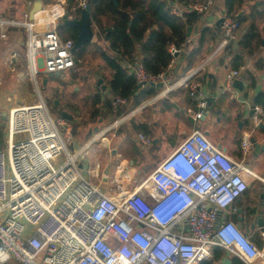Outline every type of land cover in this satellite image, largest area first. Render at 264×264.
I'll return each mask as SVG.
<instances>
[{"label":"built area","instance_id":"built-area-1","mask_svg":"<svg viewBox=\"0 0 264 264\" xmlns=\"http://www.w3.org/2000/svg\"><path fill=\"white\" fill-rule=\"evenodd\" d=\"M76 2L80 10L87 4L86 0ZM35 5L36 1L30 2L31 9L19 18L0 15L1 39L12 29L25 32L26 71L36 88L33 103L7 112V141L0 144V264H205L213 248L240 264L264 262V244L258 248L232 221L219 217L246 191L247 178L255 175L242 160L228 157L198 129L208 103L194 78L221 48L235 41L239 20L219 15L218 48L199 68L145 103L150 105L175 87H186L195 99V107L187 110L195 128L143 182L129 188L113 176V187L106 192L89 174L94 173L101 181H107V175L99 176L79 165L99 137L118 128L141 108L120 116L98 131L96 139L70 152L69 136L61 135L60 122L50 114L37 80L41 73H59L76 63L72 52L75 41L62 39L58 33L67 0ZM212 5L213 0L189 3L184 11L202 15ZM171 13L183 15L174 5ZM182 47L167 46L172 57L167 70L173 67ZM127 68L140 88L166 82L165 71L149 74L140 63ZM238 77V70L228 73L222 91L231 94ZM114 102L125 100L116 97ZM253 115L256 122L264 119L260 106H253ZM21 134L27 138L16 142L15 136ZM137 140L143 147L151 145L143 134ZM248 147L243 137V153ZM262 239L264 242V233Z\"/></svg>","mask_w":264,"mask_h":264},{"label":"crops","instance_id":"crops-1","mask_svg":"<svg viewBox=\"0 0 264 264\" xmlns=\"http://www.w3.org/2000/svg\"><path fill=\"white\" fill-rule=\"evenodd\" d=\"M34 1L36 0H8L6 10L0 12V15L4 17L19 18L22 13L31 9L29 3H33ZM40 1L48 3V0ZM165 1L170 7L174 5L182 9L184 14L186 12L184 10L187 4L202 2L204 0ZM263 1L264 0H256L254 1V5L258 7ZM76 3V0H67L66 11L70 10L68 11L69 19H75L74 8ZM254 5H252V7ZM250 9L247 11H241L242 9L239 10L241 11V16L240 18H236L241 19L247 17ZM239 11L237 13H239ZM221 14L227 15L223 0H213V5L207 13L202 15L198 14L199 17L196 23L193 27L188 29L187 41L184 44L185 46L183 45L182 51L174 60V65L171 68L173 72H179L180 76L177 80L185 78L192 71L199 68L200 65L211 55L213 45L220 42L219 26L216 24L218 22L217 18ZM103 18L104 17H102V19ZM257 21H261L260 28ZM63 23L64 22L62 21L60 25ZM263 24L264 19L256 20V25L259 29V36L260 32L264 35V32L262 31ZM60 25L58 27V33L61 37L59 30ZM93 26L95 25L93 24L92 28ZM247 28L248 23L242 22V26L237 32L235 41L230 43V47L227 49L228 52L224 56H214L204 66L203 70L196 75L194 83L199 86V91L206 99L212 98V111L208 112L206 115L204 114L198 123V127H202L203 134L207 138H213V145L220 151L233 160H242L245 166L257 176H250L247 178L248 187L246 191L234 201L231 207L221 211L219 217L220 219L232 221L245 236H247L258 248H261L264 244L262 239L263 232L255 222V214L260 209L262 201L261 197H263L264 201V153H261L258 156L256 155L250 143V138H254L257 143L263 142L264 128L260 129L256 128V126L258 124L264 126V119L256 122L255 119L252 118V127L249 128L246 127V121L250 108L252 106H259L255 104V98L257 95H264V66L260 69L257 67L258 61L261 60V58H263L261 63L264 65V56H256L254 58V51L249 53L247 50L241 49L239 42ZM204 29L206 30L201 39L200 34ZM25 36V32L22 29H12L7 33L5 39L0 38V54L10 61L9 64L5 63L3 69H0V80L3 79V75H14L17 77L16 80H18L20 75L23 74L28 77L24 60ZM263 38L264 36H260L261 47L257 50L264 51ZM101 40L104 48L100 49L97 47V53L102 67L108 69L110 72L107 82H104V75L102 76L101 71L102 67L100 68L99 65L97 66V69L89 68L83 76L81 74H78L77 76L78 70L76 69V66L79 62L78 57H75L76 63L74 67L69 69L72 74L66 76V78H63L59 82L53 83L49 88V82L45 76L46 74L41 73L40 76L43 77L41 84L44 92L45 90H47V92L49 91L44 98H48L47 96H51L52 92H55V95L51 96V99H54L55 101L53 105L57 107L55 108V111L60 108L58 103L61 102L57 101L54 97L56 94L62 92L64 95H68V99L71 100L75 92L71 87L77 83L75 81L87 80L84 83L80 82V84H86L90 89H93V93L89 96L90 108L87 107L89 110L88 118L85 120L86 122L81 124L74 133L70 132V127L63 126L65 128V135L69 136L67 139V148L70 152H75L88 141L96 139L99 133H92L87 138L89 129L99 127L100 131L109 123L113 122L112 120H108L107 116L105 119H99L96 122L90 118V111L93 109L92 103L95 97H99L100 99V103L96 108L102 113L107 112L106 109L103 108L104 102L107 100L112 101L113 109L111 114H116V112L120 111V116H122L136 108H141L133 117L123 122L118 128L108 132L104 137H99V139H97L90 147L88 154L83 158L82 163L79 165V167H84V170H87V168L91 169L92 164L98 165L99 167L97 169L94 166L93 171H95V173L97 172L99 176L100 174L107 175L108 180L101 181L99 177H95L94 173L89 174V176H92L91 179L98 182L100 187L105 189L106 192H109L113 187L110 184L113 176L117 178L119 183L129 188V184H131L132 181L136 183L143 182L159 162L173 151L184 137L195 128L191 119L187 115V110L195 107V99L190 97L188 88L175 87L164 97L155 100L150 103V105H145L147 101L155 98V96L160 94L169 84L173 83L171 79L166 78V82H164L162 88H149L148 86L140 88L137 92V96L141 97L142 95L144 97H142L143 100L139 105H134L136 98L130 100L122 98L125 100L124 103L114 102L115 98L113 95L107 93V91H110L109 83L112 77V71L100 57V53L103 50L107 52L111 51L109 50L108 43L102 38ZM184 55L189 56L186 58ZM235 55H238L242 62V66L238 70V79L241 80L243 89L239 91L233 88L232 93L227 94L222 91V82L224 77L234 70L232 69V59ZM23 67L25 70H23ZM55 75L58 76L59 73H56ZM90 77H92V80H90L91 82L87 79ZM98 80L102 81L101 84L97 83ZM102 86H105L106 89L102 90ZM66 88H68V90H66ZM30 102L31 100L25 101V103ZM74 110L76 111L75 108L73 111ZM147 110H150L151 116L145 114V111ZM60 111L67 114V118L62 119L67 123H72L76 120L75 115L68 112L66 109L59 110V115ZM70 116L71 119L69 118ZM162 118H164L166 122V129L159 128V121L162 120ZM1 122L2 121H0V123ZM173 132L174 135H172L171 140L165 145L159 154L151 153L149 156L147 155L143 157L142 155L135 154L130 147L127 146L128 134H136L137 136L143 134L151 140V145L155 146L160 143L166 135H170ZM243 137H246L249 142V147L246 153H243V150L241 149V140ZM136 141H138L137 138ZM0 144H2L1 140ZM83 173L87 175L86 171ZM121 173H123V176L119 177ZM262 211L261 218L264 222V202Z\"/></svg>","mask_w":264,"mask_h":264},{"label":"trees","instance_id":"trees-1","mask_svg":"<svg viewBox=\"0 0 264 264\" xmlns=\"http://www.w3.org/2000/svg\"><path fill=\"white\" fill-rule=\"evenodd\" d=\"M87 3L90 5L91 23L99 30L97 37L105 40L111 51L103 50L100 57L112 71L109 93L114 98L126 100L136 98L134 105H139L143 100L144 96H137L140 87L136 85L133 75L127 68L129 64L140 63L145 72L149 74L165 71L166 78L173 82L179 78L178 71L167 70L172 59L167 52V46L174 44L176 48H180L186 43L188 29L196 23L198 14L185 12L181 17H177L171 13V7L165 0H88ZM223 3L227 15L236 18L244 1L223 0ZM74 11L75 19H77L80 10L75 7ZM102 17H109L107 25L102 23ZM257 19H264V1L258 7L254 5L247 17L238 19L241 25L242 22L248 23V28L241 37L239 45L241 49L249 53L261 47L259 29L256 25ZM59 30L62 39L75 41L78 36V30L65 23L60 25ZM205 30L200 34L201 39ZM262 31L264 32V24ZM87 45L88 43L84 44L76 51L79 58ZM229 47L230 44L226 46L225 51ZM188 56L184 55L186 58ZM261 60L258 61L259 69L263 66ZM241 66L240 57L235 55L232 59V69L239 70ZM148 87L153 88L149 85ZM99 103V97H95L92 103L93 109L90 111V118L94 122L99 119L103 120L106 116L108 120L114 121L121 115L120 111L111 114L112 101L104 102L103 108L106 109V113L96 108ZM255 104L261 106L264 112V95H257ZM211 254V259L205 264H223L224 259L227 258L219 248H213ZM228 259L229 264H240L235 258L229 257Z\"/></svg>","mask_w":264,"mask_h":264},{"label":"rangeland","instance_id":"rangeland-1","mask_svg":"<svg viewBox=\"0 0 264 264\" xmlns=\"http://www.w3.org/2000/svg\"><path fill=\"white\" fill-rule=\"evenodd\" d=\"M254 1L256 0H245L244 1V6L242 8L241 11H247L249 10L252 5H254ZM8 5V0H1L0 1V12H2L3 10H6ZM19 8V6H18ZM239 11V13L241 12ZM237 13V15L239 14ZM102 23L104 25H107L109 23V17H104L102 19ZM257 24L260 28L261 25V21H257ZM241 24H240V28H241ZM92 28V27H91ZM239 28V29H240ZM92 33H93V38L90 42H88V45L84 48V52L81 55V57L79 58L77 56V53H74L75 57L79 58V62L76 66L77 71V76L78 74H81L82 76L85 74L86 70H88L89 68L92 69H97V66L99 65V67H102L101 62L99 61L98 58V51H97V47L98 48H104V46L102 45V40L100 37L98 36L99 30L97 27L93 26L92 28ZM260 36L263 37L264 35L260 32ZM264 40V38H263ZM219 46V42L217 44L213 45L212 48V52L213 53ZM233 48V47H232ZM227 49L225 51V48H221L217 54L215 56H224L227 53ZM253 56L254 58L256 56H264V51L262 50H257L256 52H253ZM216 58V57H215ZM5 63L9 64L10 61H8L7 59L4 58V56H2L0 54V69L5 67ZM264 66V65H263ZM99 68V69H100ZM23 70H25V68L23 67ZM71 70H64L59 72V75L56 76V73H52V74H46V78L49 82L48 84V88L49 86H51L53 83L55 82H59L61 81L63 78H66V76L71 75L72 73H70ZM102 71V76L104 75V82H107L110 76V72L108 71V69L102 67L101 68ZM11 76V77H10ZM3 79L0 80V115L1 112L5 111L8 112L12 107L15 106H20V105H27L30 103H33L35 101V86L29 81L28 77L26 75H20V77L18 78V80H16V76L14 75H3L2 77ZM43 77L38 75V88L40 90V93L42 95V97L44 98L45 95H47L49 93V91L47 92V90L43 89V86L41 84ZM89 81L92 80V77L87 78ZM87 81V80H86ZM83 80H79V81H75L77 83L74 84V86L71 87V89L74 92V96L72 97V101L68 99V95H64L62 92L56 94V96L54 97L57 101H60L61 103H58V106L60 107L57 111L53 110L52 108V99L50 100V104L47 103V108L50 112V114L52 115L53 119L55 121H59L60 124H58V129L61 133V135H65V128L66 126L70 127V132L75 131L79 126H81V124H84L86 121V119L88 118V110L90 108V94L93 93V89H90L88 87V85L86 84H80V82H86ZM91 82V81H90ZM98 83V82H97ZM47 88V89H48ZM66 90H68V88H66ZM73 95V94H72ZM26 100H31L30 103H25ZM71 101L70 103H68L69 101ZM89 107V108H87ZM75 108L76 111L74 112L73 109ZM64 110L66 109L68 112H71L72 114L75 115L76 120L73 121L72 123H67L65 120H62L60 118L59 115V110ZM76 113V114H75ZM146 115H150V110L145 111ZM149 116V117H150ZM165 120L164 118H162V120L159 121V128L162 129H166V125H165ZM64 126V127H63ZM198 129L203 132L202 127H198ZM172 135H174V132L171 133L170 135H166L163 140L156 144L155 146L150 145L148 147H143L138 141H136L137 135L135 134H128V142H127V146L130 147V149L135 153V154H139L142 155L143 157L145 156H149V154L151 153H157L159 154L160 151L165 147V145L168 144V142L171 140ZM27 135L26 134H21V135H16L14 140L17 142L19 140H23L26 139ZM212 144L214 143V140L212 137L207 138ZM0 140L2 142V144H5L7 141V134H6V122L3 121L0 124ZM63 156V154H62ZM61 156V158H63ZM95 164L91 165V169H94ZM134 179V177H133ZM136 182L132 181L130 186L135 185ZM27 233L31 232V228L28 227L26 229ZM229 258V257H227ZM238 264V263H237ZM256 264H264V262L262 260H258L256 262Z\"/></svg>","mask_w":264,"mask_h":264},{"label":"water","instance_id":"water-1","mask_svg":"<svg viewBox=\"0 0 264 264\" xmlns=\"http://www.w3.org/2000/svg\"><path fill=\"white\" fill-rule=\"evenodd\" d=\"M39 2H40V0H36L35 7L38 6ZM240 16H241V13L238 14L236 17L240 18ZM62 21L65 24H68L72 27H75L78 30V36L75 40L74 47L72 49L73 53H76V51L78 49H80L84 44H86L92 40L93 33H92V28H91L92 23H91V19H90V5H89V3L86 4L84 9L80 10V16L78 19H69L68 11H65V13L62 17ZM219 23H220V20H218L216 25H219ZM262 44H263V42H262ZM97 82H98V84H101L102 81L98 80ZM149 86L150 87H156V88H162L163 83H156V84L150 83ZM233 88H235L239 91H241L243 89L242 82L240 79H236L234 81ZM105 89H106V87L102 86V90H105ZM107 93L109 94L108 91H107ZM47 100H48V98H45V101H47ZM207 103H208V106H207L206 111L204 113L205 115L208 112L212 111V106H211L212 98H208ZM56 104H57V101H56ZM6 116H7V112H5V111L1 112L0 121H2V122L5 121ZM60 117H61V119H65V118H67V114L65 112H61ZM69 118L71 119V116ZM252 118H253V106L250 108L249 113H248V118L246 121V127L247 128L252 127V123H251ZM256 128L263 129L264 126L262 124H260V125L258 124L256 126ZM98 131H99V127H94V128L89 129L87 138L92 133H97ZM250 143H251L252 148H253V150L257 156L260 155L261 153H264V138H263L262 143H257L254 138H250ZM79 168H81V167H79ZM261 199H262V201L260 204V209L255 214V222H256L257 226L261 228V231L264 233V222L261 218L262 213H263V211H262L263 202H264L263 197H261ZM223 264H229V259L228 258L224 259Z\"/></svg>","mask_w":264,"mask_h":264},{"label":"flooded vegetation","instance_id":"flooded-vegetation-1","mask_svg":"<svg viewBox=\"0 0 264 264\" xmlns=\"http://www.w3.org/2000/svg\"><path fill=\"white\" fill-rule=\"evenodd\" d=\"M55 95V92H52V95L51 96H54ZM51 96H47L48 97V100L46 103H49L50 104V100H51ZM55 103L54 99H52V108L53 110H55V108H57L55 105H53ZM62 111H60L61 113Z\"/></svg>","mask_w":264,"mask_h":264}]
</instances>
